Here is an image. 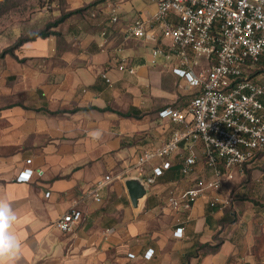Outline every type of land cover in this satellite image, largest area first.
I'll use <instances>...</instances> for the list:
<instances>
[{
	"label": "crops",
	"instance_id": "0c3cea01",
	"mask_svg": "<svg viewBox=\"0 0 264 264\" xmlns=\"http://www.w3.org/2000/svg\"><path fill=\"white\" fill-rule=\"evenodd\" d=\"M156 9L154 0H9L0 15V198L17 217L10 229L21 245L17 264L264 263V155L189 211H175L166 203L170 191L210 178L200 141L193 171L180 173L189 152L181 142L170 167L132 204L126 178L144 181L159 163L141 171L137 156L182 127L159 110H185L184 88L195 90L173 71L184 66L159 35ZM137 18L157 42L125 39ZM58 20L51 30L60 36H37L2 54ZM156 47L166 53L154 55ZM122 59L133 72L117 68ZM206 63L200 57L192 73ZM24 170L30 179L17 180ZM100 182L97 201L91 192ZM72 210L81 218L60 231L56 221Z\"/></svg>",
	"mask_w": 264,
	"mask_h": 264
},
{
	"label": "built area",
	"instance_id": "2783aa9c",
	"mask_svg": "<svg viewBox=\"0 0 264 264\" xmlns=\"http://www.w3.org/2000/svg\"><path fill=\"white\" fill-rule=\"evenodd\" d=\"M154 1L159 35L169 41L167 51L175 54L179 64L185 67L173 71L188 79L197 88V94L185 110L172 106L159 110L161 118L182 127L174 130L158 148L143 150L136 161L143 171L146 164L159 160L144 178V184L150 187L170 167L168 157L184 142L189 152L180 164V173L189 175L196 164L193 143L200 141L210 178H196L186 190L170 191L166 197L171 209L189 211L201 195L231 180L236 168L243 170L264 154V75H251L264 58V0ZM111 14V20L116 21L114 9ZM131 37L158 41L138 18L126 30L125 39ZM165 53L161 47L153 50L154 55ZM200 57L206 60V66L193 74L192 66L198 64ZM117 68L133 72L126 59L120 60ZM101 76L110 83L106 73ZM30 161L27 159L26 163ZM30 176L31 171L24 170L17 180L28 181ZM108 179L105 176L102 183ZM100 185L101 182L91 192L97 201ZM217 203L218 199L214 198L209 205L213 207ZM80 218L81 213L72 210L56 221V227L69 232ZM173 235L181 237L182 228L175 229ZM151 254L152 250L145 252V256Z\"/></svg>",
	"mask_w": 264,
	"mask_h": 264
},
{
	"label": "clouds",
	"instance_id": "9594fccd",
	"mask_svg": "<svg viewBox=\"0 0 264 264\" xmlns=\"http://www.w3.org/2000/svg\"><path fill=\"white\" fill-rule=\"evenodd\" d=\"M16 219L12 207L0 198V264H17L20 259L21 245L10 231Z\"/></svg>",
	"mask_w": 264,
	"mask_h": 264
},
{
	"label": "trees",
	"instance_id": "16d2710c",
	"mask_svg": "<svg viewBox=\"0 0 264 264\" xmlns=\"http://www.w3.org/2000/svg\"><path fill=\"white\" fill-rule=\"evenodd\" d=\"M8 1L9 0H0V15L2 13H4V11H6V5L8 4ZM17 1H20V0H17ZM60 21H54V22H49L45 25V27L40 30V31H37V32H33L31 33L30 35L26 36V37H20L18 39V41L13 44L12 46L4 49L2 51V54L3 53H11L12 49L17 47L20 43L26 41V40H32L34 39L35 37L37 36H41V37H47L48 35L50 34H54L56 36H60V33L58 31H55V30H51V28L53 27H56L58 25ZM264 72V58L260 61V63L258 64L257 68H255V70L252 72L251 75H255V74H258V73H262Z\"/></svg>",
	"mask_w": 264,
	"mask_h": 264
},
{
	"label": "water",
	"instance_id": "95a60500",
	"mask_svg": "<svg viewBox=\"0 0 264 264\" xmlns=\"http://www.w3.org/2000/svg\"><path fill=\"white\" fill-rule=\"evenodd\" d=\"M125 185L132 204L137 207L147 193V188L144 184V181L141 178L129 177L126 178Z\"/></svg>",
	"mask_w": 264,
	"mask_h": 264
},
{
	"label": "rangeland",
	"instance_id": "374dc122",
	"mask_svg": "<svg viewBox=\"0 0 264 264\" xmlns=\"http://www.w3.org/2000/svg\"><path fill=\"white\" fill-rule=\"evenodd\" d=\"M205 67V66H204ZM201 68H198V69H196V70H193V73H197L199 70H200ZM263 73V75H264V72H262ZM182 78H184V77H182ZM185 79V78H184ZM187 81L192 85V86H194L188 79H187ZM186 81V82H187ZM177 85L176 86H178V83H176ZM184 84H186V83H184ZM178 88H180L179 86H178ZM195 88V90H191V89H186V88H184V91L186 92L185 94H187V95H185V96H187V97H189V99H192L193 97H194V95L196 94V91H197V89H196V87H194ZM264 154H260L253 162H255V161H257L260 157H262ZM253 162H251V163H253ZM250 163V164H251ZM264 264V263H263Z\"/></svg>",
	"mask_w": 264,
	"mask_h": 264
}]
</instances>
